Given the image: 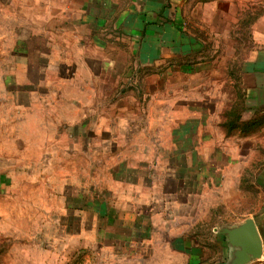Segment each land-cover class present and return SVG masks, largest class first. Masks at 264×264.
<instances>
[{"label":"rangeland","instance_id":"obj_1","mask_svg":"<svg viewBox=\"0 0 264 264\" xmlns=\"http://www.w3.org/2000/svg\"><path fill=\"white\" fill-rule=\"evenodd\" d=\"M240 1L236 0L237 7L225 9L229 23L225 18L217 24L201 25L204 52L201 58H191L193 62H201L198 67L194 63L193 71L180 72L177 58L159 65L145 64L140 59L135 64L134 58L126 60L128 67L133 63V70L125 76L128 81L122 80L123 91L118 86L119 95L133 91L138 103L132 106L136 114L131 121L134 132L126 133L123 138L137 146H155V150L125 153L128 157L136 154L140 157L113 167L120 158L115 160L109 150L104 161L98 158L102 157L98 148L90 147L86 153L81 146L105 143L109 149L119 143L121 137L117 134L44 136V145L79 146L68 162L66 152H58L63 158L60 159L61 173L72 171L75 183L68 185L59 177L55 183L28 184L14 178L10 190L13 197H0V227L4 228L0 233V264H228L229 243L220 228L239 223L264 200V188L256 179L264 166V127L243 136L238 131L227 134L222 125L226 109L240 98L237 81L240 64L252 46L246 25H240L236 34L233 32L232 21L247 10L239 7ZM244 1L250 7L255 6L250 9V17L264 11V0ZM7 11L5 14L0 8L1 121L5 112L15 118L16 102H29L30 95H34L28 92L31 88L5 84L6 80L14 79L12 67L16 69L25 59L24 53L31 54L29 57L38 62L50 60L35 56L33 39L19 42L6 35V29L12 26L8 22L13 20L10 10ZM227 63L234 67L233 81ZM162 65L164 68H160ZM167 66H171L169 72L165 70ZM39 91L45 98L52 94L45 87ZM117 91H114L115 98H118ZM116 102L113 100V112L120 110ZM200 105L203 109L200 118H186L190 111L194 113L196 108L200 111ZM59 110L58 105L44 103V132L46 125L61 124L57 120L61 116ZM78 110L76 106V114ZM111 110L108 103V112ZM123 123L117 120L112 126ZM3 130L1 123L0 145L6 140ZM3 154L0 150L1 157ZM46 155L49 156L48 151ZM141 157L148 160V165L139 162ZM217 159H221L222 165L218 169L209 163ZM137 172L135 178L133 173ZM227 175L231 176L230 181ZM116 177L124 182H117ZM126 179L147 181L149 185H144V189L151 188L150 196L137 205L148 212L146 222L150 223L149 229L140 233L142 242H138V237L121 240L118 231L128 232L126 226L130 224L123 220L124 216L110 212L111 207L117 211V205L128 209L133 206L132 202L137 203ZM260 259L254 258L246 264H264Z\"/></svg>","mask_w":264,"mask_h":264},{"label":"crops","instance_id":"obj_2","mask_svg":"<svg viewBox=\"0 0 264 264\" xmlns=\"http://www.w3.org/2000/svg\"><path fill=\"white\" fill-rule=\"evenodd\" d=\"M239 4V7L247 9L248 14L245 11L236 21H232V26L235 27H232L233 32L236 34L235 30L240 25H246L252 40V46L243 56L238 75L248 107L245 112L247 117L253 109L264 107V11L250 17V9L255 6L250 7L244 0ZM237 6L236 0H0V8L4 13L7 14V10H10V16H13V20L8 22L12 26L4 30L6 35H11V40L17 39L19 42L26 38L33 39L35 44H30L29 48L34 46L32 49L35 56L50 58L49 62H38L29 57L31 54L24 53L26 57L20 61L19 67L11 69L14 79L5 82L8 86L18 84L26 89L31 88L28 92H34V95H30L29 102H16L18 113L15 118H12L10 112H5L2 121L0 119V125L2 123L4 127L3 139L6 138L4 144L0 145V150L4 153L0 156L3 159L0 162V197H13L10 190L15 177L20 183L28 184L55 183L59 182V177L68 185L75 183L72 171H67L65 175L61 173L60 159L63 158L58 156V152H66L65 160L68 162L79 146L54 143L48 144V149V145H44V136L52 138L78 133L83 136L105 137L108 133L113 136L117 134L121 139L112 148L108 149L105 143L81 146L86 153L90 147L98 148L97 152L102 156L98 158L104 161L109 150L111 156L116 157L115 160L120 158L113 167L128 159L137 160L136 157H140L139 154L128 157L125 153L148 151L149 148L155 150V146L140 147L123 138L126 133L134 132L131 121L136 114L132 106L138 103L133 91H124L125 95H119L120 90L125 88L123 81L129 80L125 76L133 70V63L128 67L126 60L133 61L134 58L135 64L140 59L145 64L159 65L170 58H177L180 59V72L193 71L201 62H193L194 59L191 58H201L204 52L201 25L217 24L225 18L229 23V13L226 10ZM16 9L18 12L15 13ZM16 25L18 28H15ZM194 63L195 67H192ZM232 67L227 63L226 68L233 81ZM160 68H164V65ZM170 68L171 66H167L165 70L169 72ZM184 86L187 87L188 84ZM44 87L52 90L47 98L39 91ZM108 88L111 89L109 92ZM115 90H118L115 94L118 98L113 97ZM113 100L117 101V108L120 109L118 112H113ZM46 101L60 108L61 116L57 120L60 119L61 124L52 127L46 125L44 132L42 107ZM108 103L112 106L111 112H108ZM76 106L79 107L77 114ZM199 109L201 110L196 108L194 113L190 111L186 118H200L203 111L201 105ZM117 120L124 123L119 127L112 126ZM219 120L222 121V117ZM47 141L50 142V139ZM47 151L49 156L46 155ZM7 152L10 154L5 155ZM15 152L19 155H15ZM30 152L33 154L28 155ZM187 152L189 151L186 150ZM144 158L141 157L139 162L148 165V160ZM209 163L218 169L221 159ZM133 174L137 178L139 173ZM114 177L113 175L112 178ZM226 177L230 181L231 176ZM119 179L116 177L117 182H124ZM256 179L264 188V166L258 171ZM134 181L127 180L131 185L132 198L137 203L132 202L133 206L128 209L117 205L115 209L118 212L113 210L114 207L110 210L119 217L124 216L123 220L130 224L126 226L129 228L128 232L117 230L124 242L130 237H138V242H142L140 233L150 227V223L146 222L148 212L137 205L150 196L151 188L144 189V185H149L147 181ZM238 181L240 182V177ZM248 216L255 219L260 231L263 242L260 260L264 263V200L240 222ZM3 229L0 227V233ZM231 250L229 245V257Z\"/></svg>","mask_w":264,"mask_h":264},{"label":"water","instance_id":"obj_3","mask_svg":"<svg viewBox=\"0 0 264 264\" xmlns=\"http://www.w3.org/2000/svg\"><path fill=\"white\" fill-rule=\"evenodd\" d=\"M220 230L226 234L232 249L228 264H246L263 255L262 237L252 216L240 223L223 226Z\"/></svg>","mask_w":264,"mask_h":264},{"label":"trees","instance_id":"obj_4","mask_svg":"<svg viewBox=\"0 0 264 264\" xmlns=\"http://www.w3.org/2000/svg\"><path fill=\"white\" fill-rule=\"evenodd\" d=\"M231 70H234L232 67ZM233 73V71H232ZM238 87L240 88V98L234 100L231 106L226 109L222 125L227 134H232L238 131L243 136L251 135L264 127V107H257L251 111L249 116H245L248 107L244 101V93L240 87L239 80Z\"/></svg>","mask_w":264,"mask_h":264}]
</instances>
